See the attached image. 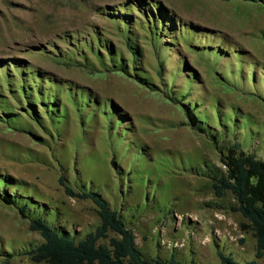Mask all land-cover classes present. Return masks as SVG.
I'll return each instance as SVG.
<instances>
[{"label": "rangeland", "instance_id": "1", "mask_svg": "<svg viewBox=\"0 0 264 264\" xmlns=\"http://www.w3.org/2000/svg\"><path fill=\"white\" fill-rule=\"evenodd\" d=\"M159 5L179 30L156 42ZM28 68L58 88L60 105H37L41 124L12 94ZM0 93V189L18 205L83 236L97 207L64 178L108 200L148 258L219 264L222 251L264 264L249 221L212 178L235 143L264 159L263 0H0ZM17 204L0 199V264H35L27 251L43 239Z\"/></svg>", "mask_w": 264, "mask_h": 264}, {"label": "trees", "instance_id": "2", "mask_svg": "<svg viewBox=\"0 0 264 264\" xmlns=\"http://www.w3.org/2000/svg\"><path fill=\"white\" fill-rule=\"evenodd\" d=\"M159 16L166 21L170 20V23L165 22L162 18L160 21L157 17H152L155 26L151 36L156 42L177 29L173 17H169L161 7L159 8ZM125 18L128 19L125 24H130L131 15ZM128 33L129 30L126 32L125 38L132 50L134 62L141 55V50L138 46L133 45ZM166 42L168 41L166 40ZM108 48L111 51V57H113L112 47L108 46ZM98 49L93 50V52L99 61L104 63L105 61H103ZM113 62H117L116 59ZM120 67L127 69L123 60ZM20 81V87L12 89V94L17 95L16 99L19 98V95L25 99L36 121L41 124V117L37 110L38 103L44 108H48L51 103L60 105L58 88L53 89L56 81L46 72L37 69L29 70V68L21 73ZM46 83H49L50 87L45 86ZM52 94H54L55 101L51 96ZM0 95L4 96L1 93ZM35 95L39 100L35 99ZM6 105L7 102L3 101L2 106L5 107ZM184 107L191 126L206 133L207 127L198 114L188 104H185ZM4 114L7 115V113ZM222 162L225 169L218 167L212 175L215 194L223 197L228 192L232 193L236 202L233 210L240 212L249 221L243 226L252 230L257 241L256 258H262L264 257V159L245 151L240 143H235L222 154ZM113 164L117 167L115 160H113ZM60 181L65 185L70 195L90 199L96 204L100 222L93 230L88 231L83 236L57 227L44 214L32 213L28 205L20 206L16 203L15 195L9 189H0V199L9 205L17 204L23 217L29 219L30 229L38 232L43 239L40 244L29 248L27 251L35 264H197L194 260H191L190 263L182 262L175 254L169 259L146 257L136 243L134 231L127 225L119 211L112 208L108 200L95 191L76 192L65 184L64 178H61ZM111 233L114 235L111 236ZM219 256L221 258L219 264H239L232 255H226L219 251ZM246 264L259 263L257 260H252Z\"/></svg>", "mask_w": 264, "mask_h": 264}]
</instances>
